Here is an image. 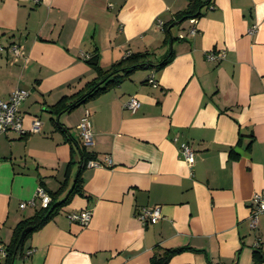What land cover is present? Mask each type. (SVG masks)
Masks as SVG:
<instances>
[{
	"label": "crops",
	"instance_id": "0c3cea01",
	"mask_svg": "<svg viewBox=\"0 0 264 264\" xmlns=\"http://www.w3.org/2000/svg\"><path fill=\"white\" fill-rule=\"evenodd\" d=\"M201 1L209 4L200 17L181 23L187 0H0V98L28 91L23 127L42 123L39 133L0 135V243L8 246L40 209H20L38 187L61 189L58 201L74 189L87 111L94 146L86 151L99 163L82 170L80 192L12 264H150L181 248L168 264H254L255 252L264 256V216L250 227L252 198L264 191V0ZM13 44L20 56L7 50ZM138 52L150 53L153 66L70 112L53 111L98 77L87 59L97 54L107 71ZM130 97L141 103L135 113L125 107ZM182 143L196 151L192 166ZM153 206L163 218L143 224L138 211ZM85 210L87 226L68 219Z\"/></svg>",
	"mask_w": 264,
	"mask_h": 264
},
{
	"label": "trees",
	"instance_id": "16d2710c",
	"mask_svg": "<svg viewBox=\"0 0 264 264\" xmlns=\"http://www.w3.org/2000/svg\"><path fill=\"white\" fill-rule=\"evenodd\" d=\"M187 1L188 7L183 12L179 13L176 17V20L180 21L181 23L187 21L188 19L199 18L201 15L200 10L209 4L203 3L201 0ZM171 25V23L166 24L164 27L168 44L169 42L175 40V37L172 36L170 31ZM151 58L152 55L148 52L131 53L125 56L123 60L113 64L109 70L104 71L99 66V57L96 54L90 59H87L86 62L89 66L96 70V72L98 73V77L95 80L87 83L85 87L78 93L72 96H65L61 100H59L58 103L52 107L53 111L55 113L70 112L86 101L93 99L103 93H106L110 89L120 85L122 81L128 79L137 70L143 69L147 66H153ZM172 58L173 52L168 53L157 63L155 67L159 70L164 68L167 64L170 63ZM79 149L82 155V161L80 171L76 177L74 189L69 193L66 199L61 201H58V197L61 194V189L56 193L50 194L52 202L50 203L48 208H40L36 210L32 217L25 219L19 223V225L14 230V234L10 244L6 246V264H12L13 260L22 257L25 243L30 235H32L33 232L40 229L56 214H58L62 206L69 202L70 196L74 192H80L79 189L82 182V170L85 169L89 161L95 158V155L93 153L87 152L84 146ZM184 250L186 249L181 248L162 250L153 256L150 264H168L170 259L174 255L181 253ZM254 257V264H262L264 262V256L261 253L255 252Z\"/></svg>",
	"mask_w": 264,
	"mask_h": 264
},
{
	"label": "built area",
	"instance_id": "2783aa9c",
	"mask_svg": "<svg viewBox=\"0 0 264 264\" xmlns=\"http://www.w3.org/2000/svg\"><path fill=\"white\" fill-rule=\"evenodd\" d=\"M37 1V0H34ZM257 27L253 26L250 30V34H253L256 31ZM196 29L191 30V34H195ZM4 48L0 46V51H3ZM14 56H20V47L17 44L10 45L7 49ZM88 58V57H87ZM224 58V54L209 56L210 60ZM149 83L156 86V81L153 76L149 78ZM29 92L22 89H15L7 100L0 98V135L7 134L10 132L17 133L20 136H25L30 133H39L41 130L42 123L39 119H35L32 122L31 128L29 130L23 127L22 117L19 113V106L23 101L28 97ZM141 106L140 101L135 97H130L125 104L126 109L135 113ZM79 134L81 138L82 145L87 149L94 146V138L91 129L90 114L87 111L82 117L79 124ZM180 154L186 161V163L192 166L195 162L196 151L188 143H182L180 145ZM109 161V160H108ZM110 162V161H109ZM91 166H99V163L96 161H89L87 164ZM52 198L46 189L42 186L38 187L36 190L35 197L24 201L20 204V209L24 210L26 208H48ZM252 213L250 217V227L255 229L259 224L260 216H264V191L256 193L251 201ZM92 213L91 211L85 210L81 212H73L68 215V219L72 223H78L81 226H87L91 220ZM137 218L143 224H156L162 218V211L160 206L153 207H144L141 208L137 213ZM0 256L6 257V247L0 243Z\"/></svg>",
	"mask_w": 264,
	"mask_h": 264
}]
</instances>
